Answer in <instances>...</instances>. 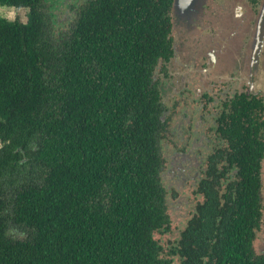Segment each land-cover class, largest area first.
<instances>
[{
    "label": "trees",
    "instance_id": "trees-1",
    "mask_svg": "<svg viewBox=\"0 0 264 264\" xmlns=\"http://www.w3.org/2000/svg\"><path fill=\"white\" fill-rule=\"evenodd\" d=\"M38 2L0 0L28 9L0 18V264H254L252 189L166 247L155 237L170 228L151 74L164 42L114 40L121 21L102 14L58 41Z\"/></svg>",
    "mask_w": 264,
    "mask_h": 264
},
{
    "label": "flooded vegetation",
    "instance_id": "flooded-vegetation-1",
    "mask_svg": "<svg viewBox=\"0 0 264 264\" xmlns=\"http://www.w3.org/2000/svg\"><path fill=\"white\" fill-rule=\"evenodd\" d=\"M9 8L23 9L25 19L0 18L27 22V8ZM37 10L58 41L75 27L84 37L90 17L100 29L102 14L110 26L124 22L119 32L108 30L114 40L125 31L124 41L142 33L164 42L151 74L169 230L176 219L178 240L190 222L212 208L223 215L252 189L256 222L248 254L264 264V0H39Z\"/></svg>",
    "mask_w": 264,
    "mask_h": 264
},
{
    "label": "rangeland",
    "instance_id": "rangeland-1",
    "mask_svg": "<svg viewBox=\"0 0 264 264\" xmlns=\"http://www.w3.org/2000/svg\"><path fill=\"white\" fill-rule=\"evenodd\" d=\"M5 16L9 19H15L16 17L24 18V10L23 9H15L9 7H0V16ZM173 211V210H172ZM176 231H177V222L176 219L173 223H171V230L165 234H156L155 237L159 239L160 243H162L165 247L166 244L169 242H173L176 238Z\"/></svg>",
    "mask_w": 264,
    "mask_h": 264
},
{
    "label": "clouds",
    "instance_id": "clouds-1",
    "mask_svg": "<svg viewBox=\"0 0 264 264\" xmlns=\"http://www.w3.org/2000/svg\"><path fill=\"white\" fill-rule=\"evenodd\" d=\"M9 235H13V236H19L20 238H24L25 236H26V234L25 233H23V232H18L16 229H9V233H8Z\"/></svg>",
    "mask_w": 264,
    "mask_h": 264
},
{
    "label": "water",
    "instance_id": "water-1",
    "mask_svg": "<svg viewBox=\"0 0 264 264\" xmlns=\"http://www.w3.org/2000/svg\"><path fill=\"white\" fill-rule=\"evenodd\" d=\"M183 1H181V3H182Z\"/></svg>",
    "mask_w": 264,
    "mask_h": 264
}]
</instances>
